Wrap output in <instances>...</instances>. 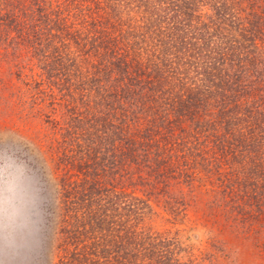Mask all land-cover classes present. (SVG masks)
I'll return each mask as SVG.
<instances>
[{
  "label": "trees",
  "instance_id": "1",
  "mask_svg": "<svg viewBox=\"0 0 264 264\" xmlns=\"http://www.w3.org/2000/svg\"><path fill=\"white\" fill-rule=\"evenodd\" d=\"M29 63L78 124L48 174L55 264L222 255L199 243L190 259L178 231L148 230L171 180V220L199 194L264 260V0H0V70L25 78Z\"/></svg>",
  "mask_w": 264,
  "mask_h": 264
},
{
  "label": "rangeland",
  "instance_id": "2",
  "mask_svg": "<svg viewBox=\"0 0 264 264\" xmlns=\"http://www.w3.org/2000/svg\"><path fill=\"white\" fill-rule=\"evenodd\" d=\"M26 68L30 74L25 78L24 70L14 76L5 68L0 70V264H55L61 256L50 249L51 240L55 246L59 238L51 213L56 185L48 174L57 156L56 144L74 134L72 129L78 124L72 115L57 111L53 105L59 97L53 91L56 86L47 82L34 65L29 63ZM48 86L53 90L47 91ZM52 92L56 97H49ZM63 148L68 147L62 145ZM177 186L171 180L166 190L148 198L151 211L144 220L148 230H176L181 239L191 244L189 249L199 243L205 248L208 242L221 245L229 260L227 263L224 251L218 255L210 250L215 255L204 254L201 264H263L253 240L210 224L206 200L199 194L186 196L183 200L188 205L171 220L164 211L170 197L183 196L175 191ZM189 254L190 259L194 257L196 248L188 250Z\"/></svg>",
  "mask_w": 264,
  "mask_h": 264
}]
</instances>
